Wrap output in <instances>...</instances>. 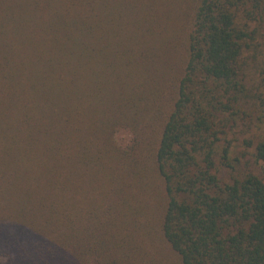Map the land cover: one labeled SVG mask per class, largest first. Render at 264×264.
<instances>
[{
	"label": "trees",
	"instance_id": "16d2710c",
	"mask_svg": "<svg viewBox=\"0 0 264 264\" xmlns=\"http://www.w3.org/2000/svg\"><path fill=\"white\" fill-rule=\"evenodd\" d=\"M167 250L264 264V0H0V264Z\"/></svg>",
	"mask_w": 264,
	"mask_h": 264
},
{
	"label": "rangeland",
	"instance_id": "374dc122",
	"mask_svg": "<svg viewBox=\"0 0 264 264\" xmlns=\"http://www.w3.org/2000/svg\"><path fill=\"white\" fill-rule=\"evenodd\" d=\"M116 139L121 146H126L131 141V134L127 130H122L116 135ZM165 255L168 259H162L158 261L157 264H179L178 259H176L169 250L165 252ZM0 262L4 263L5 259H0Z\"/></svg>",
	"mask_w": 264,
	"mask_h": 264
}]
</instances>
